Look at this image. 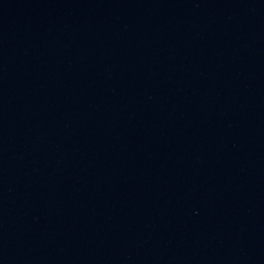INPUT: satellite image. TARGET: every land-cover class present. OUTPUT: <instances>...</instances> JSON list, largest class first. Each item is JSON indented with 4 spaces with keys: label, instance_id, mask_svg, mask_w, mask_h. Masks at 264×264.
<instances>
[{
    "label": "water",
    "instance_id": "water-1",
    "mask_svg": "<svg viewBox=\"0 0 264 264\" xmlns=\"http://www.w3.org/2000/svg\"><path fill=\"white\" fill-rule=\"evenodd\" d=\"M0 264H264V0H0Z\"/></svg>",
    "mask_w": 264,
    "mask_h": 264
}]
</instances>
